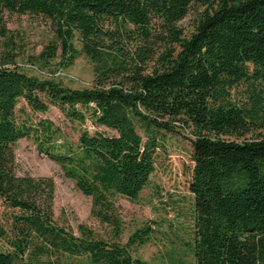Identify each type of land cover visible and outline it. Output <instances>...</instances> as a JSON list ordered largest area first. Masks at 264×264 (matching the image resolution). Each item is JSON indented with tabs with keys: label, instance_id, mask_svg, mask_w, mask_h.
Wrapping results in <instances>:
<instances>
[{
	"label": "trees",
	"instance_id": "obj_1",
	"mask_svg": "<svg viewBox=\"0 0 264 264\" xmlns=\"http://www.w3.org/2000/svg\"><path fill=\"white\" fill-rule=\"evenodd\" d=\"M193 5L185 35L178 22ZM5 12L49 18L54 37L38 58L60 51L69 66L84 54L94 79L72 88L0 64V202L11 210L0 264H152L129 250L150 239L149 225L120 244L55 222L52 177L16 174L15 148L32 140L117 231L115 198L138 199L166 133L179 130L192 136V264H264V0H0L9 38ZM50 105L76 139L33 117ZM86 121L115 133H90Z\"/></svg>",
	"mask_w": 264,
	"mask_h": 264
},
{
	"label": "rangeland",
	"instance_id": "obj_2",
	"mask_svg": "<svg viewBox=\"0 0 264 264\" xmlns=\"http://www.w3.org/2000/svg\"><path fill=\"white\" fill-rule=\"evenodd\" d=\"M200 10L198 5L191 6L187 16L178 22L185 35L193 31ZM4 19L9 38L0 35V64L5 61L14 62L10 66H17L40 78L56 79L72 88L92 86L93 66L84 54H80L69 66L61 63L60 51L50 62L44 63L38 58L44 46L54 37L55 28L49 18L5 12ZM161 51L162 48L158 49L156 56ZM33 117L49 118L69 132L72 139L77 138V126L72 127L52 105L46 112H35ZM82 127H87L90 133L94 130L108 135L115 133L103 126L95 127L89 121ZM261 132L264 135V130ZM191 139L188 130L166 133L165 148L158 151L155 170L138 199L132 201L122 196L115 198V214L119 219L117 231L112 225L101 222L91 214L92 198L81 193L75 182L64 176L57 163L40 154L30 139H20L16 144L15 172L18 175L52 177L53 219L59 225L77 232V225L83 223L97 236L120 244H126L131 234L149 225L150 239L143 245L129 247L133 256L152 264H192L190 244L193 238V201L189 190L193 167ZM10 212L0 202V223L8 225ZM7 248V244L0 239V249Z\"/></svg>",
	"mask_w": 264,
	"mask_h": 264
}]
</instances>
